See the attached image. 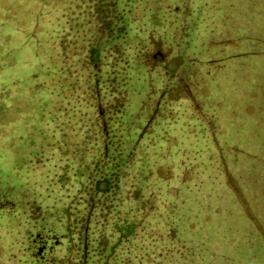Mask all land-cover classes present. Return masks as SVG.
<instances>
[{"label":"rangeland","instance_id":"rangeland-1","mask_svg":"<svg viewBox=\"0 0 264 264\" xmlns=\"http://www.w3.org/2000/svg\"><path fill=\"white\" fill-rule=\"evenodd\" d=\"M56 2L60 5L52 9ZM80 4L87 10V0ZM149 4L155 24L131 23L141 45L124 61L127 72L134 70L127 80L137 93L119 117L129 134L132 125L140 132L137 139L131 134L129 141L116 135L123 147L141 138L151 153L158 151L142 160L149 187L135 193L141 200L138 205L163 201L167 195L163 198L162 190L168 191L152 221L161 226L156 240L160 250L167 240L177 255L190 252L181 264H264V0H149ZM41 5L42 17L37 13ZM69 7L68 0H0V264H81L83 257V215L73 220L63 215L66 232L56 222L49 229L52 210L38 208L41 195L34 193L32 206L23 208L21 202L29 195L22 186L24 177L28 184H44L49 193L60 180L59 174L44 180L43 169H37L54 163L55 148L70 157L71 148L85 152L84 140L70 142L68 125L41 127L38 111L40 96L45 105L51 100V111L57 110L45 119L63 112L75 121L72 107L61 112L55 108L61 98L47 88L46 52L40 59L47 69L35 76L40 67L38 31L49 27L56 15L68 16ZM43 20L47 25L42 28ZM47 37L46 32L40 37L45 51L51 45ZM145 46L154 50L150 64L141 62ZM106 81L102 112L116 119L110 101H115L120 86ZM39 83L45 87L38 89ZM82 96L86 99V93ZM119 98L116 107L128 101L123 91ZM149 123L152 129L146 133ZM80 130H86L84 124ZM131 149L125 150L130 158L135 154ZM172 153L177 155L170 165L166 156ZM93 156L94 152L89 154ZM78 164L91 168L95 162ZM76 183H67L69 192L82 191ZM201 186L210 190L207 200ZM60 213L54 212V217ZM7 218L17 229L15 238L7 235L11 225L2 227L1 220L7 224ZM183 228L192 241H184ZM64 232L66 238L60 235ZM39 234L44 238L37 239ZM47 237L57 246L41 254L36 243ZM102 247L96 246L95 261L101 260Z\"/></svg>","mask_w":264,"mask_h":264},{"label":"trees","instance_id":"trees-1","mask_svg":"<svg viewBox=\"0 0 264 264\" xmlns=\"http://www.w3.org/2000/svg\"><path fill=\"white\" fill-rule=\"evenodd\" d=\"M68 2H70L68 16L65 15L66 12L61 16L56 15L55 21L49 27L44 20L42 21V28L44 24L47 27L45 30L40 28L38 31L37 58L40 67L35 76L37 78V75L44 74L47 65H50V69L48 68L46 71L50 77L47 88L53 96L59 95L61 98L59 102H55V108L60 107L58 110L61 112L62 108L72 107L75 121L72 123L63 112L53 120L45 119L44 116L48 112L57 110L51 111L49 108L51 100L45 105L39 95V97L37 96L40 99H38V111L43 116L39 117L41 127L52 125L54 128H62L68 125L70 142L73 144L78 139L84 140L86 142L85 152L79 153L71 148L68 151L71 153L70 157L69 154H63L61 150L55 148L52 154L54 163L37 166V169H43L42 179L44 180L58 174V178L61 176L60 180L55 181L54 189L49 193L48 189H43L44 184H28V178L24 177L22 186L26 187L29 197L25 194L21 198V202L25 203L22 207L32 206L35 202L31 203L33 195L38 193L42 197L38 208L44 206L45 210H52L50 217L53 220L49 219L50 226L47 228L51 229L56 222V224L65 226V232L66 225L63 219L67 216L63 215L69 214L72 220L78 217V214L83 215L80 219L84 229L81 264H113L114 262L120 264H181L183 258L190 252L181 253L179 251L178 253L181 255H177V252L172 250L171 242L167 240H164V249L160 250L156 240L159 239L158 232L161 226L152 221V217H158L155 209L168 199V191L162 190L163 198L167 195L166 199L162 201L159 198L158 201L152 202V206L149 204L147 206L138 205L141 200L139 195L135 194L137 190L142 193L144 188L149 187L147 182V184L144 183L143 172L145 169L142 166V160L145 156L155 155L158 151L151 153L141 138L137 142L132 141L131 147H123V144L116 138V135H120L122 139L126 136V141H129L131 134H134V139H137L140 132L137 126L132 125V133L129 134L119 117L122 116L128 102H131L134 94L137 93L134 83L129 84L127 80L134 74V70L127 72V64L124 61L133 49L137 50L141 45V42L135 38L131 23L145 24L147 27L155 24V20L151 16L152 8L149 0H87V10L80 4L82 0H68ZM59 5L56 2L52 9H56ZM38 8L37 13L42 17L43 6ZM44 32L47 33L48 41L51 43L50 46H47L49 48L47 51L43 49V43H40L41 34ZM43 52L47 53V65L40 59V54ZM153 52V49H148L145 46L141 50L143 57L141 62L150 64L152 61L149 57ZM106 80L112 81V84L116 82L120 86L118 95H115V101H112V98L110 101L111 110L113 108L117 110L116 119L115 116L112 119L106 116L107 112L105 114L102 112ZM39 84L38 89L45 87L43 83ZM122 91L125 92L128 101L120 103L119 107H116V103L120 100L119 94ZM84 93H86V99L82 96ZM80 96L86 101V104L81 103ZM60 102L61 104H59ZM83 124L86 128L85 131L80 130ZM115 129H120V131H115ZM151 129L150 123L144 128L146 133ZM127 148L131 151V148H135V154L131 158L126 156ZM92 152H94V156L89 158V154ZM176 155L177 153H172L166 156L170 160V165L174 164ZM80 160L95 162V164H92L91 168H85L78 164ZM64 161L72 162L63 164ZM51 166H55L56 169L53 170ZM63 170L66 172L63 173ZM68 172L69 174H67ZM196 172L199 174L200 170L197 169ZM51 174H53L52 177ZM84 175L86 178L83 179ZM77 178L79 179L77 180ZM72 180L77 181L78 188L82 191H68L70 188L67 187V183ZM153 185H155L154 187L158 185L155 180ZM170 185L168 184V186ZM201 188L205 189V194L202 195L207 200L210 190L204 186ZM188 200L189 197H186V201L183 200V203L185 204ZM195 200L197 199L195 198ZM60 211L61 213L54 217V212L59 213ZM184 214L187 216V213ZM3 216L5 217V215ZM7 220V224H5V220H1V224H4L2 227L6 229V225H11L7 235L12 233L11 238H15L18 234L14 222L9 218ZM49 222L44 223L48 224ZM69 225L68 223L67 231L71 227ZM71 231H69V235ZM65 232L60 234L61 237L64 235L66 238L67 233ZM182 233L185 236V242L192 241L191 236L184 228ZM41 238L44 237L39 234L37 239ZM40 242L41 244L36 243V245L41 254L50 252L52 247L57 246L56 240L52 237H47ZM182 244L186 247L183 242ZM100 245L103 246L100 252L101 260L95 261V248Z\"/></svg>","mask_w":264,"mask_h":264}]
</instances>
